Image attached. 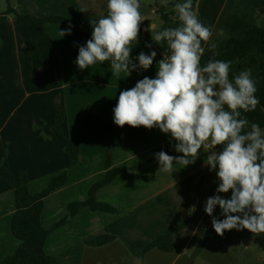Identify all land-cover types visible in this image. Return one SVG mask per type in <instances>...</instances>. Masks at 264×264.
Returning <instances> with one entry per match:
<instances>
[{
    "label": "crops",
    "instance_id": "crops-1",
    "mask_svg": "<svg viewBox=\"0 0 264 264\" xmlns=\"http://www.w3.org/2000/svg\"><path fill=\"white\" fill-rule=\"evenodd\" d=\"M8 0H0V14L8 8ZM10 5L23 15L35 18L64 17L70 19L92 35V22L107 15L108 0H9ZM169 0H166V4ZM183 3L185 0H174ZM140 11L145 20L140 25L138 41L132 44L131 59L138 65L142 51L157 53L150 70L137 67L129 76L112 75V69L97 64L84 70L75 63L74 51L86 46L75 36L57 24H46L44 31L55 41L57 56L48 65L31 71L25 62L30 39L40 33L31 23H20L9 15L0 23V164L4 162L13 175L26 174L32 194L43 191L51 180L66 170L65 141L52 130L53 115L64 111L66 119L63 132L73 138L80 135V159L68 170L64 186L53 191L44 202L41 217L45 229L67 214V207L76 201H85L91 187L105 178L107 149L111 141L125 134L145 136L110 150L111 169L126 167L108 185L95 193L96 201L118 209L117 214L92 211L84 207L67 223L51 232L45 244L51 256V264H160L167 257L170 264L189 255L190 264L195 259H228L232 264H264V233L253 234L247 229H232L218 235L212 227V219L225 217L219 205L213 215L205 212L206 201L215 195L229 199L228 193H218L216 170L205 161L209 153L202 149L193 163L183 166L174 163L172 174L159 170L156 154L160 151L171 156H182L175 150L176 141L159 128L147 129L114 123V112L119 93L128 90L145 78H155L156 64L170 55L166 41L155 42L148 31L151 23L158 30L180 25L178 15L164 20L159 13L165 0H140ZM264 0H197L194 12L209 27L213 36L203 43L205 52L201 67L209 60L230 62L229 79L241 71L245 60L237 58L233 49L227 48L231 38H242L248 29L264 27L260 10ZM223 30V35L219 31ZM61 31L66 34L62 37ZM144 33L148 34V46ZM216 48L210 50V44ZM259 62L264 55L257 56ZM251 70L257 91V99L264 98V71L259 66ZM93 108L90 126L87 109ZM241 111V118L264 130V110L258 104L249 112ZM217 152L222 146H217ZM15 213V192L0 182V264L13 254L19 241L13 236L11 226ZM188 219V224L175 235L176 248L165 253L157 249L145 251L148 245L167 235L177 225ZM109 233L115 239L102 247L87 246V241ZM166 257V258H165ZM185 264V263H181ZM189 264V263H187ZM222 264V262H221Z\"/></svg>",
    "mask_w": 264,
    "mask_h": 264
},
{
    "label": "clouds",
    "instance_id": "clouds-1",
    "mask_svg": "<svg viewBox=\"0 0 264 264\" xmlns=\"http://www.w3.org/2000/svg\"><path fill=\"white\" fill-rule=\"evenodd\" d=\"M107 9L106 16L92 22L86 46L79 47L75 61L79 69L98 62H110L115 76H129L137 67L149 69L157 55L155 51L150 55L141 52L138 65L130 55L145 20L140 0H108ZM174 11L179 26L158 30L151 23L147 29L155 42H167L170 55L156 64L155 78L145 77L119 93L113 109L114 123L120 127L159 128L170 134L177 142L175 150L183 155L171 156L164 151L156 154L159 170L169 174L175 171L174 163L187 166L201 149L209 153L206 165L211 170L218 169L216 191H231L229 199L215 195L206 201L209 216L219 205L225 217L212 219L215 232L220 236L232 229L264 233V130L252 123L245 131L249 121L241 118L240 111H253L259 104L251 70H243L230 80V62L209 60L201 67L205 52L202 42H210L213 32L193 11L192 0L176 3ZM65 34L61 31L62 37ZM209 46L210 50L216 48L215 43ZM217 146L222 150L217 152Z\"/></svg>",
    "mask_w": 264,
    "mask_h": 264
},
{
    "label": "trees",
    "instance_id": "trees-1",
    "mask_svg": "<svg viewBox=\"0 0 264 264\" xmlns=\"http://www.w3.org/2000/svg\"><path fill=\"white\" fill-rule=\"evenodd\" d=\"M174 0L169 2L163 7L159 8V13L164 20H167L170 15H174ZM186 2V0H185ZM7 10L0 14V23L6 20L9 15H14L20 23H31L40 28V33L29 40L25 62L27 67L36 72L38 69L50 64L57 56V45L55 41L44 31L46 24H57L67 31L70 29V33L77 38L79 42H87L91 39V34L87 33L84 28L78 23L64 18V17H44L35 18L29 15H23L15 10L10 1H7ZM197 0H192V9L195 10ZM170 11V15L164 14L165 11ZM261 15L264 17V8L260 10ZM145 40L149 44V37L147 33H144ZM152 46L151 44H149ZM227 48L233 49L237 58L245 60L240 65L241 69H252L255 66H259L264 71V61L259 62L257 56L259 54L264 55V27L254 26L247 30L242 38H231L227 42ZM146 55H150L149 52L142 51ZM79 48L74 51V56L77 59ZM100 68L110 69V62L96 63ZM155 64L147 69L150 70ZM144 70V69H142ZM231 77H234L233 73H230ZM259 105L264 110V98L258 99ZM87 122L85 128L90 126L91 117L93 114V108L87 109ZM66 119L64 111H56L53 115L54 125L52 130L62 140L65 141V155L67 158L66 170L56 175L49 185L40 193L32 194L29 189V179L26 174H20L18 176L13 175L9 167L2 162L0 164V182L8 189L15 192V213L12 219V234L20 242L15 252L7 256L1 264H51V256L45 250V244L47 238L53 230L59 228L67 223V221L74 217L81 208L87 207L92 211H101L110 214H117L119 211L115 207L100 203L95 199V193L98 189L111 183L115 177L121 172H127L129 169L126 167L111 169L109 152L111 149L126 144L137 138H141L146 135L145 129L141 135L125 134L120 138L110 142L107 149V161H106V175L105 178L94 184L89 192V197L85 201L72 202L67 207V214L61 220H59L52 229H45L41 222L42 213L44 210L45 199L55 190L64 186L68 180V170L78 163L80 159V140L81 136H75L69 138L62 130L61 125ZM188 219H185L181 224L177 225L167 235L160 237L152 241L145 251L157 249L161 252L170 253L176 248L175 235L187 226ZM115 237L109 233L102 234L92 240L87 241V246L90 247H102L111 243Z\"/></svg>",
    "mask_w": 264,
    "mask_h": 264
},
{
    "label": "rangeland",
    "instance_id": "rangeland-1",
    "mask_svg": "<svg viewBox=\"0 0 264 264\" xmlns=\"http://www.w3.org/2000/svg\"><path fill=\"white\" fill-rule=\"evenodd\" d=\"M188 257H189V255H187L186 257H183L180 261H179V263L178 264H181V263H185V264H187V263H191V261L188 259ZM166 258V257H165ZM194 262H195V264H208L210 261H208V260H206V259H195L194 260ZM214 262H216V263H218V264H221V262H222V264H232V261L231 260H228V259H223V260H214ZM171 262H170V258H166V259H164V261L163 262H161L160 264H170ZM131 264H133V263H131Z\"/></svg>",
    "mask_w": 264,
    "mask_h": 264
}]
</instances>
